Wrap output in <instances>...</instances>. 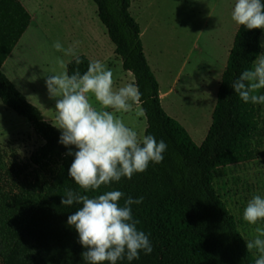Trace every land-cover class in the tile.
<instances>
[{
  "label": "trees",
  "instance_id": "trees-1",
  "mask_svg": "<svg viewBox=\"0 0 264 264\" xmlns=\"http://www.w3.org/2000/svg\"><path fill=\"white\" fill-rule=\"evenodd\" d=\"M108 31L125 72H131L141 93L147 121L145 135L167 144L161 163L110 186L85 192L69 177L75 146L59 142L61 130L47 122L3 73L2 67L28 30L32 17L20 0H0V100L26 119L44 141L30 157L39 172L23 180V168L0 159V264H86L78 233L67 224L80 204L63 206L65 191L98 196L120 190L143 202L132 205L138 230L149 235L153 251L118 264H255L236 218L215 189L221 168L252 161L260 136V109L235 94L233 81L261 55L264 29H238L217 94L209 132L198 146L188 131L164 110L159 84L144 53L141 27L131 13V0H92ZM264 2V0H262ZM73 59L69 75L83 74L86 56ZM123 205V199L120 201ZM107 264V262H105Z\"/></svg>",
  "mask_w": 264,
  "mask_h": 264
},
{
  "label": "clouds",
  "instance_id": "clouds-1",
  "mask_svg": "<svg viewBox=\"0 0 264 264\" xmlns=\"http://www.w3.org/2000/svg\"><path fill=\"white\" fill-rule=\"evenodd\" d=\"M231 19L249 30L264 29V2L235 0ZM52 47L75 57L76 64L81 63L73 47L64 49L59 41ZM55 63L65 70L46 78L50 97L58 98L53 125L61 130L62 145L75 146L74 153L71 149L67 153L75 157L68 175L80 189L98 190L122 178L131 179L145 172L150 163L163 161L167 144L153 135L141 138L122 115H117L139 108L141 93L135 83L115 88L113 71L99 60L90 61L83 74L77 70L71 75L63 59L58 57ZM232 87L244 103L264 105V94H260L264 90V54L239 74ZM63 197V206L82 205L68 216L67 224L74 227L79 243L86 249L82 253L86 264H118L125 259L131 262L139 259L141 251H153L149 235L138 230L140 221L132 212V205L142 203L143 197L125 198L120 190L90 197L72 189H67ZM243 220L256 225L254 237L246 241L247 251L255 250V264H264V225L260 223L264 222V197L257 194L248 200Z\"/></svg>",
  "mask_w": 264,
  "mask_h": 264
},
{
  "label": "rangeland",
  "instance_id": "rangeland-1",
  "mask_svg": "<svg viewBox=\"0 0 264 264\" xmlns=\"http://www.w3.org/2000/svg\"><path fill=\"white\" fill-rule=\"evenodd\" d=\"M131 1L139 9L138 14L133 11L132 15L142 30H145L143 43L151 63L154 64L159 59L160 65L167 73L165 82H175L173 97L183 101L186 114L191 111L199 115L208 114L212 100L211 92L216 87L218 77L217 62L220 63L223 52L221 45L226 44V37L234 28L231 13L227 10L223 13L224 3L217 0ZM50 3L58 7V18L56 17L52 28L43 34L38 33L39 41L30 39L27 46L30 63L39 74L55 65L58 51L52 47L54 42L59 41L64 49L71 47L67 44L70 29L66 20L61 18L66 17L69 0H51ZM46 35L51 40L45 38ZM215 35L220 37L218 47L212 42ZM106 40L114 48L108 36ZM73 48L75 52L79 49L75 43ZM96 58L108 68L106 63H112L110 69L114 73L115 88L130 82L122 64L108 49H98ZM131 76L134 79V76ZM260 94H264V90ZM258 107L260 136L255 143V158L250 162L219 169L214 182L217 193L236 218L246 241L254 237L253 230L256 225H250L243 220V210L254 195L264 197V105L258 104ZM137 111L140 109L117 115H122L126 121H135L133 128L140 136L141 123ZM204 120L202 123L184 126L198 146L203 143L202 137L206 128L212 123L208 121V117ZM43 145L44 142L36 136L29 122L7 108L0 100V159L9 165L23 168V180H31L35 172H39L44 180L49 178L48 175L36 169L30 162L33 152ZM260 223L264 225V222ZM252 253L258 258L255 250Z\"/></svg>",
  "mask_w": 264,
  "mask_h": 264
},
{
  "label": "crops",
  "instance_id": "crops-1",
  "mask_svg": "<svg viewBox=\"0 0 264 264\" xmlns=\"http://www.w3.org/2000/svg\"><path fill=\"white\" fill-rule=\"evenodd\" d=\"M20 1L23 4V6L27 9V11L30 13L32 17V21L28 30L23 35L22 39L20 40L16 48L14 49L12 54L9 56V58L3 65L2 71L7 76V78L14 84V86L26 97V99L31 104H33L34 106H36L41 110L44 119L47 122L53 124V122H55V116H56V112H55L56 99L58 98L50 97L46 87V78L49 75L57 74L61 71H64L65 69L59 68V66L55 63V65L52 68H47L46 70H43L42 74H39L37 70L33 69V66L30 63V58H28L29 55L27 51L28 49L27 46L30 39L39 41L37 39L38 33L43 34L46 32L47 29H49L50 27L52 28V26L54 25V21L56 20V17L58 18V16L56 15L60 12L56 11L58 7H56L55 5L53 6L51 5L50 3L51 0H20ZM217 2L224 3L223 13L225 10H227L228 13H231L233 10V6L235 4V0H217ZM130 10L131 13L134 11V13L138 14L137 11L139 9H137L136 4L133 3L132 1H131ZM61 18L66 20L67 23L66 25L70 29L68 34L69 39L67 41L68 46L73 47V44L75 43V45L78 46L79 48L78 51L75 52L77 56H86L91 61L97 60L96 57H97L98 49L104 47L105 50L108 49L110 51V54H114L116 57L115 59L122 64L121 58L115 53L116 50L115 45L113 44L114 48L111 47L106 40L108 36V31L100 21L98 16V8L92 0H69V4L66 7V17H61ZM233 27H234L233 30L230 31L226 37V44L221 45L223 52H222V56H220L221 57L220 63L217 62L219 71H218L217 81L215 83L216 87L211 92L212 93V98H211L212 100L210 103L211 106L209 108L208 114L205 113V115L203 113L199 115L197 112L194 113L193 111H191L189 114L188 113L186 114L184 112L185 109H183V106H185V104H183V101L180 100V98L177 99L173 97L175 92V82L174 81L171 83L168 81L165 82L167 73L165 68L160 65L159 59H157L154 62V64L151 63L150 58L147 55L145 44L143 43L145 30H142L141 28V32H142L141 40L144 47V53L151 67V70L158 81L161 104L165 112L170 117L178 121L182 126L198 124V122L203 121L207 117H208V121L212 122V116L217 102V94H218L219 86L222 80L223 73L227 67L228 57L233 47L234 39L238 29L240 28V25H237L234 22ZM45 38L51 40V38H49V36L47 35L45 36ZM219 40L220 37L217 35H215V37L212 38V42L215 43L216 47L219 46V42H220ZM261 46H262L261 54H264V31L261 37ZM57 57L65 61L66 70L68 64L73 59H75V57L73 56H66L64 52H58ZM106 64H108L110 68L112 63L108 61ZM53 69H55V72L53 71ZM125 73H127L126 76L130 78V82L135 83V79H133L131 76L132 73L131 72H125ZM138 109H140V111L143 113L138 117V120L141 123L140 137L142 138L143 136H145L147 121L144 112L142 110L141 104L139 105ZM124 121L130 127H133V123L135 122L132 119L131 121H126V120ZM204 122H206V120H204ZM210 127L211 125H209L206 128L204 136L202 137V142L205 140Z\"/></svg>",
  "mask_w": 264,
  "mask_h": 264
}]
</instances>
